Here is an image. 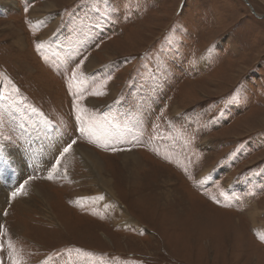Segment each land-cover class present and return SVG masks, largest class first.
<instances>
[{"label":"rangeland","instance_id":"obj_1","mask_svg":"<svg viewBox=\"0 0 264 264\" xmlns=\"http://www.w3.org/2000/svg\"><path fill=\"white\" fill-rule=\"evenodd\" d=\"M33 137L0 264H264V0H0L5 167Z\"/></svg>","mask_w":264,"mask_h":264},{"label":"bare ground","instance_id":"obj_2","mask_svg":"<svg viewBox=\"0 0 264 264\" xmlns=\"http://www.w3.org/2000/svg\"><path fill=\"white\" fill-rule=\"evenodd\" d=\"M52 6H54L52 3L50 2L46 3L47 8ZM44 11L45 10L40 8L33 10L32 16L34 18V22L36 25H38V23L43 19ZM56 22H57L56 20L53 22V26L56 24ZM48 33H45L46 35L44 37H46ZM43 129L45 130V135H46L45 137L50 138L51 136L49 135L53 133V131L50 128H43ZM4 150L5 151L7 150L6 154L8 153V156L10 157V161H7L8 167H5L6 161H4V159L0 161V177L5 178L7 176L5 180L6 182L4 181L3 183L4 186L0 184V190L2 192H7L6 190L8 187L10 188V187L19 186L22 180L28 174L27 171L28 166L29 168L37 167L36 170H39L38 168L40 167L46 170V172H49L51 175L52 174L62 175L61 167L57 166L55 162L47 159L46 152L44 150L41 151L39 137H37L36 139L35 137H33L32 140H29L28 143L24 144L23 147L21 146L19 149L10 150L5 146ZM0 157H1V153H0ZM86 160L88 161L87 156H86ZM96 179L97 180L101 179L104 182V179L106 178L105 177L98 178L97 176ZM5 185L7 186L5 187ZM40 194H42L41 191ZM102 196L103 195L99 194L98 198L101 199ZM105 199L108 203L112 202V199L110 197H106ZM1 204H3V201H1L0 199V205ZM113 204H115V202L111 203V205ZM46 216H49L50 218L49 213L48 215L46 214ZM123 219L126 220L125 222H123L125 225L130 224L132 222V220H130L129 218L128 219L123 218Z\"/></svg>","mask_w":264,"mask_h":264},{"label":"snow or ice","instance_id":"obj_3","mask_svg":"<svg viewBox=\"0 0 264 264\" xmlns=\"http://www.w3.org/2000/svg\"><path fill=\"white\" fill-rule=\"evenodd\" d=\"M102 16L103 15H107V13L105 12V13H102L101 14ZM44 47V45L43 44H41V43H37L36 44V48H37V50H40L41 48H43ZM77 71H79V68H77ZM73 78H75V73H73ZM71 86V85H70ZM101 88L103 87V85L101 84V86H100ZM92 95H95V96H98V95H102L103 93L101 92V91H94V92H92L91 93ZM82 97H78L77 98V101H76V113H77V115H76V119L77 120H79V121H81V124H82V126H81V128H80V131H81V133H85V132H87V133H89V134H92V128L91 127H84L83 125H84V122H85V117H84V115H83V113L85 112V109H83V108H81L80 107V104H79V100L81 99ZM76 143V141H72L71 143H69L64 149H63V152L60 154L61 155V159H62V157H63V155L65 154V153H68V152H70L71 150H72V146H73V144H75ZM57 163H59V161L57 162ZM53 177H52V175H50L49 176V179H52ZM27 183V181H25V184ZM20 194H25L24 193V185H21L16 191H13L12 193H11V196H12V198L13 199H15V197L17 196V195H20ZM5 215H7V213H4ZM8 247H9V249L11 250V252L13 253V259H14V264H21V261L17 258V257H15V248H14V246H13V244H12V242L11 241H9L8 242ZM79 251V250H78Z\"/></svg>","mask_w":264,"mask_h":264},{"label":"water","instance_id":"obj_4","mask_svg":"<svg viewBox=\"0 0 264 264\" xmlns=\"http://www.w3.org/2000/svg\"><path fill=\"white\" fill-rule=\"evenodd\" d=\"M257 16H259L258 14H257ZM261 16V15H260ZM263 16V15H262Z\"/></svg>","mask_w":264,"mask_h":264}]
</instances>
